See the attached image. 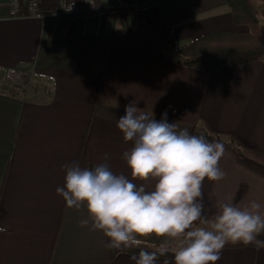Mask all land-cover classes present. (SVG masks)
<instances>
[{
	"label": "crops",
	"instance_id": "crops-1",
	"mask_svg": "<svg viewBox=\"0 0 264 264\" xmlns=\"http://www.w3.org/2000/svg\"><path fill=\"white\" fill-rule=\"evenodd\" d=\"M9 2L0 0V228L6 229L0 232V264H133L130 254L110 259L102 232L90 231L91 222L80 226L86 209L66 208L56 193L64 184L63 165L72 162L88 168L107 163L131 178L122 155L132 142L116 128L130 102L157 121L166 112L168 123L190 134L203 123L264 152V58L208 75L163 54L169 39L160 22L176 46L214 31L243 30L234 26L226 0H161L156 11L138 18L52 26L8 18ZM39 3L49 10L55 0ZM254 7L261 11L264 0ZM8 68L24 71L28 87L8 83ZM7 86L22 88V96L7 93ZM219 167L223 179L202 185L208 219L219 202L264 206V177L228 150ZM141 239L175 253L176 241L168 237ZM257 240L264 241V232ZM165 261L174 264V256H158L157 264ZM216 264H264V246H225Z\"/></svg>",
	"mask_w": 264,
	"mask_h": 264
},
{
	"label": "clouds",
	"instance_id": "clouds-1",
	"mask_svg": "<svg viewBox=\"0 0 264 264\" xmlns=\"http://www.w3.org/2000/svg\"><path fill=\"white\" fill-rule=\"evenodd\" d=\"M116 128L125 142H132L122 155L131 178L115 174L107 163L88 168L72 162L63 165L64 184L56 189L66 208L86 209L80 226L91 222L89 230L102 232L108 250L139 248L129 257L133 264H157L164 252L141 247L142 237L155 235L176 241L174 264H216L225 246H264L257 240L264 232V206L256 200L243 207L219 202L211 219L204 215L203 182L225 175L219 167L222 143L168 123L166 112L157 121L152 111L133 102L125 106Z\"/></svg>",
	"mask_w": 264,
	"mask_h": 264
},
{
	"label": "trees",
	"instance_id": "trees-1",
	"mask_svg": "<svg viewBox=\"0 0 264 264\" xmlns=\"http://www.w3.org/2000/svg\"><path fill=\"white\" fill-rule=\"evenodd\" d=\"M255 0H226L234 26L242 28L239 31H214L203 34L182 46H176L169 26L160 22L168 34V45L163 54L166 59L177 65L213 74L222 69L243 66L264 58V48L259 40V20L264 21V8L257 11ZM23 89L7 86L6 92L22 96ZM194 135L205 137L209 141H218L225 150L233 153L236 161L249 171L264 177V152L252 149L228 133L208 131L203 123ZM107 243V239H106ZM148 251H155L159 256H174L154 245H141ZM139 248L125 250H108L109 258L118 254L138 253Z\"/></svg>",
	"mask_w": 264,
	"mask_h": 264
},
{
	"label": "built area",
	"instance_id": "built-area-1",
	"mask_svg": "<svg viewBox=\"0 0 264 264\" xmlns=\"http://www.w3.org/2000/svg\"><path fill=\"white\" fill-rule=\"evenodd\" d=\"M161 0H55L49 10L40 7L39 0H10L7 17L36 18L46 26L63 23L97 22L105 19L138 18L156 11ZM5 80L15 86L28 87L31 78L22 70L8 68Z\"/></svg>",
	"mask_w": 264,
	"mask_h": 264
},
{
	"label": "rangeland",
	"instance_id": "rangeland-1",
	"mask_svg": "<svg viewBox=\"0 0 264 264\" xmlns=\"http://www.w3.org/2000/svg\"><path fill=\"white\" fill-rule=\"evenodd\" d=\"M261 21V27L264 28V21L260 20Z\"/></svg>",
	"mask_w": 264,
	"mask_h": 264
}]
</instances>
